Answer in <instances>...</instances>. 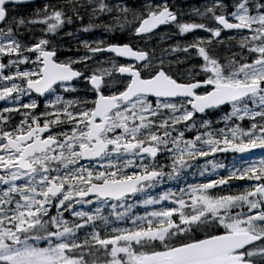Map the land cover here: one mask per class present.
Segmentation results:
<instances>
[{
  "label": "snow or ice",
  "instance_id": "obj_1",
  "mask_svg": "<svg viewBox=\"0 0 264 264\" xmlns=\"http://www.w3.org/2000/svg\"><path fill=\"white\" fill-rule=\"evenodd\" d=\"M33 2L0 0V264H264V0Z\"/></svg>",
  "mask_w": 264,
  "mask_h": 264
},
{
  "label": "rangeland",
  "instance_id": "obj_2",
  "mask_svg": "<svg viewBox=\"0 0 264 264\" xmlns=\"http://www.w3.org/2000/svg\"><path fill=\"white\" fill-rule=\"evenodd\" d=\"M178 2H183V0H178ZM191 2H192V3H195V2H193L192 0H191ZM40 5H41V3H40V4H36V5H30V6H21L20 11H21V12H24V13H27V12L31 11L34 7H38V6H40ZM97 35H98V34H97Z\"/></svg>",
  "mask_w": 264,
  "mask_h": 264
},
{
  "label": "water",
  "instance_id": "obj_3",
  "mask_svg": "<svg viewBox=\"0 0 264 264\" xmlns=\"http://www.w3.org/2000/svg\"><path fill=\"white\" fill-rule=\"evenodd\" d=\"M37 1V0H34V2Z\"/></svg>",
  "mask_w": 264,
  "mask_h": 264
}]
</instances>
